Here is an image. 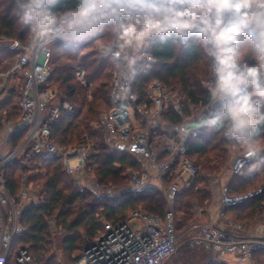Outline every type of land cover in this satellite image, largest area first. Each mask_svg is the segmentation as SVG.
Here are the masks:
<instances>
[{
    "label": "built area",
    "instance_id": "1",
    "mask_svg": "<svg viewBox=\"0 0 264 264\" xmlns=\"http://www.w3.org/2000/svg\"><path fill=\"white\" fill-rule=\"evenodd\" d=\"M142 23L124 21L125 25L136 24L137 32ZM153 39L159 38L145 39L140 47L133 50L136 52L132 57L133 62L130 58V44H125L121 39L112 42V51L103 55L112 57L119 65L111 72V99L115 107L103 112L95 123L107 140L120 143L123 146L121 149L141 163L138 169L131 168L127 172L129 191L154 188L165 198L167 209L163 217L137 209L119 223L107 221L103 229L85 243L78 264H166L183 244L192 249L205 250L209 253L211 262H219L224 256H230L236 264H261L253 256L258 251H264L262 224L257 225L248 235L218 222L199 224L191 226L185 232L179 231L175 210L177 195L184 187H190L198 176V167L188 155L187 143L200 127L190 129L184 125L165 126L164 115L173 108H179L180 98L160 81L151 82L142 98L131 89L137 63L154 62L150 46ZM190 41L191 38L187 44L179 43L186 47ZM59 42L82 44L60 38H55L48 44L33 42L29 48L18 41H8L7 44L10 49L20 52L8 76L16 74L22 80L19 88V124L26 135L16 149L5 155L0 154V264H34L28 248L15 245L14 241L25 232L22 223L25 209L33 202H44L42 197L32 198L29 202H23V199L18 201V198L10 194L6 179L8 165L15 160L26 164L37 156L45 160L60 158L68 174L83 175L91 156L96 154L93 139L87 135L79 144L71 147L57 145L52 137L51 126L60 118L61 112L74 110L72 104L59 99L57 91L47 87L52 75L54 46ZM99 46L101 49L108 44L99 43ZM115 52L120 55L114 56ZM75 77L85 90L93 88L83 66L76 68ZM209 82L210 80L205 85L207 91ZM91 99L92 96L88 95V100ZM217 107L213 102L210 104L211 114L207 120L216 113ZM95 123L91 127H97L94 126ZM182 127L187 128V131L182 132ZM250 150L247 149L234 158L232 177L244 176L252 170L254 164L264 163V148L252 155H249ZM261 192L262 189H258L232 195L228 184L222 185L223 209L239 206ZM22 196L26 194L21 193ZM46 221L55 230L56 219L47 217Z\"/></svg>",
    "mask_w": 264,
    "mask_h": 264
},
{
    "label": "trees",
    "instance_id": "2",
    "mask_svg": "<svg viewBox=\"0 0 264 264\" xmlns=\"http://www.w3.org/2000/svg\"><path fill=\"white\" fill-rule=\"evenodd\" d=\"M73 3L74 0H58L57 4L52 6V10L54 12L66 10ZM113 27V25L106 26L105 33L95 38L87 37L82 44L59 42L54 46L52 75L47 87L57 91L62 102H69L74 107L71 112L62 111L60 118L51 126L53 140L59 146L71 147L79 144L86 135L93 139L98 135V131H94L95 129L91 128L90 124L97 122L103 112L115 107L111 99V72L117 67V62L110 56H100L95 50L98 42L104 41L109 44L118 39V32L114 33ZM0 41H18L26 48L33 44L29 28L19 19L15 0H0ZM150 46L154 62L140 61L137 63L131 81L133 92L142 98L151 82L160 81L167 87L172 84L180 86L189 106H210L212 101L209 92H205L202 87L204 79L210 78V58L197 38L192 37L186 47H183L177 38L153 39L150 41ZM7 53L17 59L20 56V52L10 49L9 46H0V68L4 67L7 62L5 58ZM249 63H255V61L250 59ZM78 66L85 68L88 80L93 83L90 91L85 90L75 77V70ZM88 95L92 96L91 100H88ZM188 108L185 111L186 117L189 118L192 112L191 107L189 110ZM183 117V111L176 108L164 115V119L174 127H180L184 123ZM225 131L223 125L217 126L207 122L200 131L190 136L187 143L188 155L191 160L195 156H205L204 169L206 172H200V168L194 163L198 167L196 180L188 189L182 190L177 195L176 213L186 214V220L193 216L194 203L204 205L205 200L212 201L210 180L218 171L225 168L231 147H235L236 151L243 149V146L250 149L243 141L234 137H225ZM25 135L24 129L15 131L10 137L12 147L16 149ZM104 136L105 134L100 138V152L91 156L88 169L91 170L93 167L97 170L102 182L117 178L123 181L126 178L128 182L125 174L122 177L123 173L131 168L138 169L141 163L123 149L116 148L107 151ZM263 137L264 122L257 126L252 140L260 141ZM30 162L34 165L36 173L30 174L28 180L29 182L37 179L41 181L39 191L44 202L40 204L33 202L25 209L22 216L25 232L14 241V244L27 247L34 264H56L48 258L47 254L51 249L52 236L56 230H67L69 238L66 243L70 250H74L82 232L92 239L103 228V221L100 217L106 221L119 223L139 206L151 214L160 217L165 215L167 209L165 198L154 188L127 192L115 197L93 198L91 201L88 200L90 192L82 191L73 184L60 158L45 160L37 156ZM18 170L20 172L16 174ZM26 170L32 169L19 160L13 161L7 167V188L15 198L21 194L23 173ZM262 171L264 172V163H256L252 170L244 176H233L228 183L230 193L235 195L251 192L242 190L253 185L258 173ZM258 189H262L259 195L239 206L227 209L235 210L249 202L254 208L264 207V182ZM105 198L111 199V202L104 201ZM47 217L56 219L55 230L48 226ZM183 245L182 247L186 246ZM256 254L259 256L258 260L254 258ZM254 256L256 261L264 264V251H258Z\"/></svg>",
    "mask_w": 264,
    "mask_h": 264
},
{
    "label": "clouds",
    "instance_id": "3",
    "mask_svg": "<svg viewBox=\"0 0 264 264\" xmlns=\"http://www.w3.org/2000/svg\"><path fill=\"white\" fill-rule=\"evenodd\" d=\"M57 2L15 0L34 43L48 44L55 38L82 42L101 36L108 25L125 44L151 38H177L187 44L196 37L210 58L207 87L218 105L208 123L223 125L226 137L248 145L249 155L264 148V140H252L264 122V0H74L66 10L54 12ZM125 20L143 23L137 32L136 24L125 25ZM113 47L109 42L100 52L107 55Z\"/></svg>",
    "mask_w": 264,
    "mask_h": 264
},
{
    "label": "rangeland",
    "instance_id": "4",
    "mask_svg": "<svg viewBox=\"0 0 264 264\" xmlns=\"http://www.w3.org/2000/svg\"><path fill=\"white\" fill-rule=\"evenodd\" d=\"M105 33V31L103 32ZM83 43V42H82ZM99 43L102 45H107L104 41L98 42L96 44L95 50L98 51L100 56H103L100 52V46ZM8 44V41H0V46H6ZM141 46V43L137 42L134 40L133 44H130V49L131 54L130 58L133 62V58L136 54L135 49ZM90 52V50H89ZM55 54V51H54ZM5 58H7V62H5V66L0 68V87L3 84V78L8 76V73L10 70L13 68V66L16 64V59L15 57H12L11 54H6ZM119 65L117 64V67ZM116 68V67H115ZM10 76V75H9ZM8 76V77H9ZM210 78H205L202 84L203 90L205 92H208L206 89V83L209 81ZM11 86L8 85V88ZM172 91L177 93V95L180 98L179 101V108L181 111H183L184 118L183 121L185 122L188 117H186V111L185 109L188 108L189 104L186 100V96L180 86H176L175 84H172L168 86ZM205 95V94H204ZM17 101L11 100L9 101V104L6 106V109L1 111L0 113V130L1 131H10L9 128L11 125H9L10 122V115H14L15 119L18 116L17 113V108L16 104ZM191 107V111L194 110L195 113L193 114L194 117L198 119V124L200 125V129L208 122L207 117H210V106L208 107H203V106H189L188 110ZM6 111V114L4 113ZM185 111V112H184ZM192 115V116H193ZM190 115V118L192 117ZM213 116V115H212ZM211 116V117H212ZM96 122V121H95ZM92 122L90 125L92 126ZM94 126H97L95 123ZM93 128V127H91ZM94 131H98V135H96L93 138L96 154L100 152V138L103 137V131L100 130V128L94 127ZM97 129V130H96ZM0 131V132H1ZM13 133V132H12ZM11 133V134H12ZM13 135V134H12ZM225 136V135H224ZM226 137V136H225ZM2 139V137H0ZM105 138V136H104ZM228 138H233V137H228ZM264 140V137L261 139ZM260 140V141H261ZM104 143L107 146V151L109 149H121L123 146L120 143L117 142H110L106 138L104 139ZM76 145V144H75ZM243 149H239L236 151L235 147H231V152L228 155V160L225 165V168H223L220 172L218 171L210 180L211 184H214L213 188L212 186L210 187L212 190V201L207 202L205 200L204 205H198V203H194V208L192 209L193 216L191 219L186 220V214L183 212H178L177 213V226L181 230V232H185L188 228L191 226L199 225V224H209L215 220H217L218 223H223L227 224L228 228L231 230H238L239 233L243 235H248L251 234L257 227V225L262 224L264 226V207L262 208H254L251 203H245L242 207L238 209H233V210H228V209H223V205L221 203V178L225 175H231V166L232 162L235 157H237L239 154H241L245 149H247L246 146H243ZM205 156H195L193 162L197 164V166L200 168V172L202 171L203 173L206 172L204 169V165H206V161L204 160ZM21 162V161H20ZM215 161H213L214 163ZM89 163L90 160L88 161V165L86 168V171L84 172L83 175L81 174H76V175H69L70 179L73 181V184L78 187L80 190H84L87 192H90V198L88 196V200L93 201V198H102V197H115L119 196L123 193L130 192L128 189V183L126 181V178L124 179H109L105 181H101L100 177L98 176L97 170L88 169L89 168ZM218 163V162H217ZM23 164V163H22ZM31 168L32 170H26L23 174V181L21 185V193L22 195L26 194V196H22L21 194L18 197V201H21L23 199V202L27 201L29 202L30 199L33 200L34 198H40L43 196L40 195V184L41 181L37 179L36 181H31L29 182V176L30 174L36 173V169H34V165H31V162H27L26 164ZM90 170V171H88ZM19 170L16 171V174H19ZM128 172V171H127ZM127 172L123 173L122 177L127 176ZM259 175L256 177V180L254 181L253 185L248 186L247 188L243 189L242 191H253L258 189L261 186V183L264 182V172L262 171L261 173H258ZM232 179V178H231ZM33 198V199H32ZM104 201L111 202V199L105 198ZM208 203V204H207ZM213 207V209H212ZM137 209H143L142 206H139ZM100 210V209H98ZM133 212V211H132ZM131 214V212H130ZM101 221H103V227L104 224L107 222L103 217H100ZM111 222V221H110ZM103 229V228H102ZM179 230V231H180ZM82 232V231H81ZM53 238V243L51 245L50 251L47 253L48 258L52 259L56 264H78V261L80 259V254L83 250V247L88 240H90L89 237H87L83 232L80 234L79 240L76 243V248L74 250H70L68 248L67 239L69 238V233L65 229H60L56 230L55 233L52 236ZM184 246V245H182ZM180 247L179 252L170 258L166 264H224L223 262H227L228 264H236V261L230 257V256H224L222 258V261L219 262H211L209 253H207L203 249H192L187 246L185 247ZM188 249V250H186ZM256 260H258L259 256L256 254L254 256ZM33 260V258H32Z\"/></svg>",
    "mask_w": 264,
    "mask_h": 264
},
{
    "label": "crops",
    "instance_id": "5",
    "mask_svg": "<svg viewBox=\"0 0 264 264\" xmlns=\"http://www.w3.org/2000/svg\"><path fill=\"white\" fill-rule=\"evenodd\" d=\"M21 78L18 75H11V76H7L3 78V84L0 87V113L1 111H3L4 109H6V106L9 104V101H11L12 99L15 100V102L17 101L16 104V108H17V113L18 116L15 119L14 115H10L11 116V120L9 122V125H11L9 128L6 129H10V131H1L0 132V137H2V139L0 138V154L1 155H5L7 153H9L10 151H12L13 148L11 143H10V137L11 135L17 131L20 130V115H19V109H18V103H19V88L21 86ZM1 83V81H0ZM8 85H10L11 87L8 88ZM178 109V108H176ZM179 110V109H178ZM191 116L195 113L194 110L191 111ZM6 114V111L4 112ZM211 114V113H210ZM184 118V117H183ZM163 121L165 122V126L166 124L171 125L170 123H168L164 118ZM198 119L196 117H194V115L189 119H187L181 126H187L190 129H197L198 127H200V125L198 124ZM13 132V133H12ZM12 133V134H11ZM232 178V175H224L223 178H221V184L225 185L228 184L230 182ZM214 184H211L212 188ZM222 187V186H221ZM189 187H184V189H188ZM213 209V207H212ZM211 223H217V220L211 222Z\"/></svg>",
    "mask_w": 264,
    "mask_h": 264
}]
</instances>
